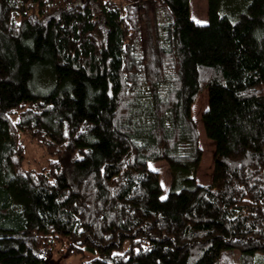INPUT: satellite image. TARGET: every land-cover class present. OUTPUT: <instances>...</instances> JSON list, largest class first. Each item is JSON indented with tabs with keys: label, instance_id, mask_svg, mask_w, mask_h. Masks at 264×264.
Wrapping results in <instances>:
<instances>
[{
	"label": "trees",
	"instance_id": "trees-1",
	"mask_svg": "<svg viewBox=\"0 0 264 264\" xmlns=\"http://www.w3.org/2000/svg\"><path fill=\"white\" fill-rule=\"evenodd\" d=\"M147 1L167 21L142 41L146 0H0V264L264 256V0L234 19L207 0L201 22L190 0ZM24 137L54 159L26 167Z\"/></svg>",
	"mask_w": 264,
	"mask_h": 264
},
{
	"label": "rangeland",
	"instance_id": "rangeland-1",
	"mask_svg": "<svg viewBox=\"0 0 264 264\" xmlns=\"http://www.w3.org/2000/svg\"><path fill=\"white\" fill-rule=\"evenodd\" d=\"M249 2L250 0H220V14H222L223 11H226L228 12L227 14L229 15V17L231 19H234L236 18L237 14H239V12L243 11L246 8ZM146 7L147 11L145 14V23L141 32L142 41L146 37V34L149 29H152L154 25H157L160 29L162 25L165 24V22L167 21V15L163 9L153 6L147 0ZM190 14L191 17L196 21H206L207 0H190ZM48 83L49 79H47V75H44L43 78L41 77L37 81H35V86L37 85L38 87L45 89L46 87H48ZM207 100V88L205 87L198 93L194 102L191 104V114L197 125V130L199 134V145L201 146L203 151L202 158L196 173V179L198 181H201L200 183L202 184H207L211 182L213 170V153L215 149L214 141L205 135L201 119L202 112L207 107ZM24 138V164L26 167L39 169L43 166H46L49 161L54 159V156L52 154L47 153L41 145L30 141L26 137ZM152 165H156L157 169H159L163 193H165L169 185L168 165L166 161L163 160L158 161V163ZM54 258L55 264H78L80 260V255L74 254L69 257H65L64 259H60L56 256H54ZM232 262L233 264H241L238 251L234 252ZM254 264H264V256L256 255L254 257Z\"/></svg>",
	"mask_w": 264,
	"mask_h": 264
}]
</instances>
